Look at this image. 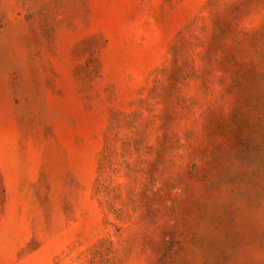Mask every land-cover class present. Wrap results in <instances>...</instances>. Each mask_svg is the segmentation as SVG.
Returning a JSON list of instances; mask_svg holds the SVG:
<instances>
[{"label": "rangeland", "instance_id": "rangeland-1", "mask_svg": "<svg viewBox=\"0 0 264 264\" xmlns=\"http://www.w3.org/2000/svg\"><path fill=\"white\" fill-rule=\"evenodd\" d=\"M0 264H264V0H0Z\"/></svg>", "mask_w": 264, "mask_h": 264}]
</instances>
